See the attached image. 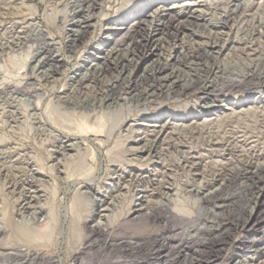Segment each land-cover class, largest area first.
<instances>
[{
	"label": "rangeland",
	"instance_id": "rangeland-1",
	"mask_svg": "<svg viewBox=\"0 0 264 264\" xmlns=\"http://www.w3.org/2000/svg\"><path fill=\"white\" fill-rule=\"evenodd\" d=\"M161 1L0 0V165L2 163L7 170L5 175L4 172L0 174V226L7 230L0 240V252L23 248L49 258L53 264L141 262L145 261L152 241L165 239L169 247H174L187 231L193 233L194 228L205 222L202 215L213 209L215 201L226 202L227 207L219 216L226 223L235 222L239 216L246 217L251 206L255 213L264 211V207L257 204L242 205L241 199L252 178L216 176L222 168H234L236 164H231L235 160L228 155L231 152L223 151L226 142L234 149V154L240 149L238 146L259 153L264 151V125L260 123L262 116L257 113L264 105V84L262 88L245 87L240 92H228L224 98H214L215 109L210 112L195 107L194 94L178 99H173L172 95L157 96L146 110L129 100L146 88L141 75L157 55H173V51L187 45L186 41L203 40V32L208 29L203 27V19L222 22L224 15L231 14L220 27L213 24L209 27L222 33L224 38L219 42L223 45L218 58L220 62L227 63L232 59L233 46L248 45L264 52V0H233L230 4H215V0H211L210 9L201 0ZM240 3L241 10L231 13L234 5ZM161 4L166 8L159 9ZM144 6L146 15H151L155 21L168 12L180 16L169 28L171 32L179 28L174 46L167 42L166 26L150 28L152 42L144 47L136 45L145 32L142 25L140 29L123 28L124 19ZM187 11L198 16L195 22L184 17ZM76 20L87 25L83 28V23L82 28L78 27ZM117 27L120 30H115ZM73 28L78 32H71ZM121 35L123 40L117 49L131 50L133 59L126 61L123 73L117 70L101 75L104 86L119 80L112 86L114 88L110 87V96L106 99L97 96V91L91 88L94 82L90 77L83 80L75 93L76 78L88 75L91 64L102 60V50L109 49L114 37ZM252 37L254 42L248 43ZM250 53L253 57L249 58L258 56ZM40 57L45 59L39 60ZM171 66L176 69L178 65H170L167 72H171ZM47 74L49 77L45 78ZM173 79L175 76L170 81ZM170 81L164 83L171 84ZM244 95L260 97L257 102L239 105L240 96ZM90 97L94 99L87 103L86 99ZM65 98L71 103H64ZM253 109L258 122L251 118ZM181 115L185 116L179 118ZM224 117L228 124L219 126L217 120ZM237 117L244 120L236 124L232 120ZM209 121H216L213 124L216 126L204 128L203 137L195 135L177 141L175 128L194 123L203 125ZM159 125H167V134L158 138L157 156L147 153L144 140L154 138L153 130ZM170 133L174 141L168 139ZM171 143L176 147L172 148ZM191 163L201 166L199 173H190L182 167ZM204 165L207 167L201 176ZM131 178L134 181L130 187ZM156 179L163 181V186L159 185L161 188L154 184ZM11 180L19 181L16 191L9 185ZM201 181L212 184L204 189ZM210 191L218 192L216 198L201 203L199 197ZM23 195L34 196L30 211L20 209ZM117 195L123 199L113 201L112 197ZM142 195L147 200L142 202V212L151 202L157 204L156 208L159 204L163 206L159 210L155 208L153 217L134 219L131 215L135 208L141 207L135 205L142 201ZM169 211L175 218L166 221L164 218ZM182 216L194 222L184 224ZM21 224L36 234L52 231V241L46 246L27 241L19 229ZM98 225L106 229L104 235L90 230ZM227 228L217 234L207 229L198 232L192 249H198L201 261L247 264L264 259V249L255 254L253 261L248 257L252 256L250 248L255 239H261L260 243L264 245V216L247 237H237ZM203 237L207 243L200 245ZM218 239L224 242L220 250L215 249ZM135 243L142 247L137 249ZM173 249L163 253L166 260L184 263L183 256L179 257ZM146 264L158 263L149 260Z\"/></svg>",
	"mask_w": 264,
	"mask_h": 264
},
{
	"label": "bare ground",
	"instance_id": "bare-ground-1",
	"mask_svg": "<svg viewBox=\"0 0 264 264\" xmlns=\"http://www.w3.org/2000/svg\"><path fill=\"white\" fill-rule=\"evenodd\" d=\"M201 1H203L205 6L208 8L212 5L211 0H201ZM232 1L233 0H217V1L215 0L214 3L218 4L221 2H228V4H230ZM164 2H165L164 0L161 1V3H164ZM164 7L166 8V6L164 4H161L160 6H158L159 9H164ZM234 7L235 8H233L230 11L231 13H236V12L240 11L242 8V4L241 5H234ZM224 11H225V9H224ZM230 16H231V14L230 15H227V14L224 15L222 22L214 21L212 23L211 21H205V19H203L202 20L203 24H205V26H203V27L204 28L208 27V29L206 32H203L204 36H203L202 41H200V42L193 41L192 42V41L188 40V41H186L187 45L184 47L182 46L180 50L173 51L174 52L173 55H172V53H170V54L161 53L160 55H157L156 60H154L150 65H148L146 67V69L143 71V74L141 75V80H143V82L145 81L146 85L145 84L144 85L146 88H143L141 90L138 89L139 91L134 96H132L129 100H131V102L136 103V106L143 107L142 109L146 110L152 104V102L155 100V98L157 96H168L169 97V95H172L173 99H178V98L183 97L185 95L194 94V96H195L194 98L196 99L195 104H194L195 107L196 108L201 107L203 109V112H205L206 110H209L208 112H210V111L215 109L213 102H215L214 98H216V97L224 98L225 96H227L228 92H240L245 87H250V88L253 87L254 88V87L258 86L256 88H262V86L264 84V52H262L261 49H260L261 51L256 50V49H251V46H248V45L241 46V47L233 46L234 47L233 51H235V52H233L234 56L232 57V59L229 62H227V63L223 62L222 63L218 59L219 55L223 51V45H220L219 42H220V40H223L224 38H222L223 37L222 33L217 32V31H212L211 29H209V27L212 24L214 26L220 27L221 25L225 24L228 21V19H230ZM179 17L180 16H178L174 13L172 14L171 12H168V14H166L165 16H160V18L155 21L153 19V17L151 19V15H146V6H144L141 9L131 13L129 18H127V19L123 18L124 21H123L122 26L124 29L129 30L130 28L139 27L140 25H142V30H143V32L144 31L145 32L143 35L140 36V39L136 42V45L138 47H144V46H146L152 42V39L150 38V34H151L150 28H153V27H156L159 25L166 26V27H168L166 29L168 31L167 42L170 43L171 46H174L176 43V36H177V32L179 31V28L172 29L173 30L172 32L169 28H171L173 26V22L175 21V19H178ZM184 17L190 22H195V20H197V18H198V16L195 15L191 11H187L184 14ZM76 22H77L76 26H78V27H81V24L84 23V21H81V20H76ZM262 24H264V22ZM86 25L87 24L84 23L83 28ZM118 29H119V27L115 28V30H118ZM139 29H140V27H139ZM40 31L44 32V29L40 28ZM70 31L71 32H78V30H74V28ZM75 35H76V33H75ZM121 37H123V36L121 35L119 37H114V39L110 43V45H112V46H110L109 49L105 48L102 50V48L100 47V50H102V53H103L102 60L96 61V62L91 64V67L88 69V72H89L88 75L86 73V74L79 76L77 78L75 77L76 78V86H77L76 90L74 91L75 93L77 92L79 87H81L83 80L85 78L90 77V79L94 82V86H92L91 88L97 91L96 92L97 96L103 97L102 99H104L107 96H110V93L112 91V90L110 91V87L115 85L119 80L117 78V80L112 81L109 85L104 86L101 84V78H100L101 75L104 74L105 72H110V71H116L117 72V70L119 72H121L120 70H122V73H123L126 69V61H130L133 59V53L131 52V50L122 51L121 49H117V46H119V42H121L123 40V39H121ZM252 41L254 42L253 37L248 39L247 42L252 43ZM18 42H20V41H18ZM236 42H237V40H236ZM247 42H245V43H247ZM183 43H184V41H183ZM106 44H108V43H106ZM250 52L257 53L258 56L254 57V58H249L250 56H252V53H250ZM40 59L44 60L45 58L40 57L39 60ZM174 64H175V66L178 65L176 67V69L172 68L173 66H171V68H170V69H172L171 72L170 71L167 72L169 66L174 65ZM179 66H183L184 68H180ZM111 75H112V73H111ZM174 76H175V80L173 79L172 81H170ZM48 77L49 76L47 74L45 78H48ZM116 77H119V76H115V78ZM166 81H170L171 84L164 83ZM98 85H100V86H98ZM112 88H114V87H112ZM258 90L260 91V89H258ZM91 92H94V91H91ZM78 93H80V92H78ZM248 96L249 95H244L243 97L240 96L241 100L239 99L238 104L241 105V104L250 103V102L254 103V102H257V100H259V97H260V96L259 97L257 96L255 98L254 97L251 98V96H249V97ZM93 99L94 98L90 97V98L86 99L88 101V102L87 101L86 102L89 103ZM224 100H226V99H224ZM63 102L66 104L71 103L68 98H65ZM257 109L258 108H255V110H257ZM255 110L253 113L251 112L252 113L251 118H255V122H258L259 119H257V117L255 115H257V113H259V115L262 116V118H260V123H262L264 125V105H262L259 108L257 113L255 112ZM245 111H247V110H245ZM184 116L185 115H183V116L181 115L179 118H183ZM230 120H231V118H230ZM242 120H244V119L241 117H237L236 119H234L232 121L237 124ZM227 122L228 121L225 120V117H224V119H220L219 121L217 120V124L219 126L220 125H222V126L226 125V124H228ZM214 123H216V121L215 122L209 121L208 123L203 124L204 126L202 124L199 125L198 123H194L192 125L191 124L187 125V126L183 125L180 128H175L177 135H178V137L176 139H177V141H178V139L185 138V137L187 139H191L195 135L198 137H201V136L203 137V135L206 133V130H204V128L210 129L211 126L215 127L216 124L214 126L213 125ZM250 123H252V122H250ZM238 127H239V125H238ZM256 127H257V125H256ZM166 130H167V125H159V128L153 130V132H155L154 138L144 140L145 141L144 146L146 148L147 153H155L158 156L159 152L156 150L157 144H158V138L162 135L165 136L167 134ZM256 132H258V131H256ZM259 133H261V132H259ZM240 134H242V133H240ZM213 136H212V138H213ZM167 137L171 141H174V138L172 137L171 133ZM207 138L208 137H204L205 141L207 143H211V141L208 142ZM232 138H234V137H232ZM215 140L217 141V138ZM217 142H219V141H217ZM178 143H181V141H179ZM227 143L228 142H226L224 144V147L226 146L225 148L222 146L223 151L226 150V151H229V153L231 152L228 155L233 156V158L235 159V160L231 161L232 162L231 164H233V163H236V164L234 165V168H230V169L222 168L221 171L218 172L216 176H223L224 177V176L236 175V176H245L246 179L252 178L251 184L250 183H249L250 185L248 184L249 189L247 190V193L244 194L242 199H241V202L243 203L242 205H247L249 207L250 204H253V205L257 204V205L264 207V151H262V153H259V152H255V151L249 150V149L246 150L243 147L238 146V147H240V149L237 151L235 150L236 153L234 154L233 153L234 149L228 147L229 143H228V145H226ZM170 146L172 148H175L176 144L174 145L173 143H171ZM221 151H222V149H221ZM5 167L6 166H3L1 163L0 174L2 172H4V175H5V173L7 171ZM7 167H8V165H7ZM182 167L185 168V170H187L190 173L198 172L201 169V166L196 165L194 163H191L190 165H187V166L183 165ZM206 167H207V165L202 166V170H201L202 172H200L201 176L203 175V172H205ZM13 169H14V167H13ZM17 176H18V174H17ZM163 176H164V174H163ZM213 176H215V174ZM18 177H20V176H18ZM203 178H205V177H203ZM210 179L212 180V178H210ZM130 181L131 182H130L129 186L131 187L133 185L132 182L134 181V179L131 178ZM135 181H136V179H135ZM18 182H16V180L15 181L11 180L9 182V185H10V187H12L13 191L15 190V186L17 185ZM162 182L163 181L161 179H158V180L156 179L154 184H158V186L159 185L163 186ZM151 183L153 184V181H151ZM159 183H161V184H159ZM211 184L204 181V182H202L201 185L203 186L204 189H208L211 186ZM23 188L25 189V186ZM158 188H161V187L159 186ZM221 188H223V187H221ZM221 188L218 189V192L221 190ZM195 190H196V188H195ZM218 192L217 191L207 192V194H203L201 197H199V200L201 203L202 202L203 203L210 202V200L216 198V196L218 195ZM122 196H124V195H122ZM33 197L34 196H29V195L23 197V200H22L23 203L20 204V209H22V212H27L28 210L30 211V202L33 200ZM140 198H142V201H140ZM140 198H139L140 202L138 204H136L135 206L136 207L141 206V207L135 208L132 212L133 215H131L132 217H134V219L138 218L139 216L153 217L155 214L154 211L159 210L163 206L162 204H159L160 206L158 208H156L157 204L155 203L156 204L155 205L154 202H151V203H149L150 204L149 207L146 206V211L142 212V209H143L142 208V206H143L142 202L144 203V201H145V203H146L147 200H145L146 196H143V195ZM112 199H113V201L114 200L118 201V199L120 200L123 198L122 197L120 198V196L117 195V196L112 197ZM225 203L226 202H224V201H222L220 203L215 201L213 203V209H209L208 211H206L202 215L203 218L205 219V222L202 223L201 226H197L196 228H194L193 233H189L187 231V234L183 238L179 239V241H178L179 245L177 243L178 246L176 245L174 247H169V245H167V242H166L167 240L165 241V239L154 240L149 245L148 253L145 254L146 255L145 261H141V262L138 261V262H134V263H124L121 261H115V262H111L109 264H146V262L147 261L149 262V260L156 261V263H158V264H177L178 262H176L175 260H170V261L166 260L164 254H163L167 250L169 251L170 249H173V248H175V250H176L175 252L177 255H179V257L183 256L184 263H182V264H207L206 261H201V259H199L200 257L198 258V256H199L198 249H195V248L192 249V242L195 239H198L197 238L198 232H200V231L204 232L207 229L209 231H214V234H217V233L223 231L224 227H228L227 229L229 231H231V233L236 234L237 237H239V236L240 237L241 236L247 237V235L249 234V231L253 227L256 228L260 219L264 216L263 215L264 211L261 212V210H259L257 213H255L256 211L253 212L254 207L251 206L246 217L242 218V216H239L237 218V220H235V222L226 223V222H223L222 220L219 219L220 218L219 216H220L222 210L227 207V204H225ZM147 204H148V202H147ZM155 208H156V210H155ZM242 208L244 209V207H242ZM105 210H107V209H105ZM245 213H247V212H245ZM29 214L33 215L32 212L31 213L29 212ZM102 216H104V215H102ZM102 216H101V218H102ZM182 217H184V218H182V219H184V220H182L184 224L189 225V223H191L192 221L194 222V220L189 219V217H186V216H182ZM174 218H175V215L169 211V213L167 212V215L165 216L164 219L166 221H171ZM103 226H105V224ZM19 229H21L22 235L24 236V238L27 239V241L35 242V243H38L39 245H43V246H46L49 242L52 241V234H53L52 231L51 232L49 231V232L42 234V235L36 234V233H33L32 231L28 230V227H26V225H22V224L19 226ZM90 230L92 232H95L96 234L101 235L105 232L106 229L104 227H102L101 225H98V226L93 227V228L91 227ZM6 231L7 230L5 228H2L0 226V240L4 237ZM203 238L200 241L201 244L199 241H198L199 243H197V244L205 245L207 243L206 242L207 239H205V238L203 239ZM212 242L214 243V241H212ZM260 242H262L261 239H257V240L255 239V241L251 245L250 251H252L253 253H252V256L251 255L248 256L249 260L253 261L255 258L254 257L255 254L260 249H264V245H261ZM111 243H113V242H111ZM116 246H117V244H116ZM118 246L121 247V245H119V244H118ZM133 246H131V247L133 248ZM223 246H224L223 240L218 239L215 249L220 250V249H222ZM117 247H115V248H117ZM134 247L139 249L142 247V244L135 243ZM136 248H134V249H136ZM149 256H152V257L149 258ZM0 263L1 264H53L49 258H44L35 252H29L23 248H14L10 252H4V251L0 252ZM212 264H214V263H212ZM233 264H235V263H233ZM247 264H264V259L260 262L247 263Z\"/></svg>",
	"mask_w": 264,
	"mask_h": 264
}]
</instances>
